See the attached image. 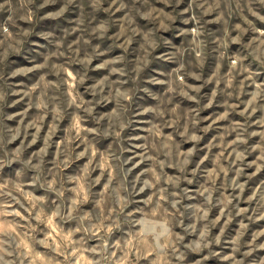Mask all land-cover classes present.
<instances>
[{"label":"rangeland","instance_id":"rangeland-1","mask_svg":"<svg viewBox=\"0 0 264 264\" xmlns=\"http://www.w3.org/2000/svg\"><path fill=\"white\" fill-rule=\"evenodd\" d=\"M0 264H264V0H0Z\"/></svg>","mask_w":264,"mask_h":264}]
</instances>
